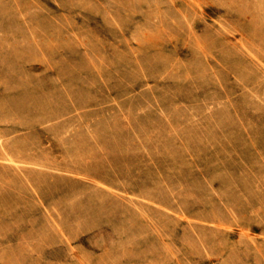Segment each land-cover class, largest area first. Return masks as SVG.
Returning <instances> with one entry per match:
<instances>
[{"label": "rangeland", "instance_id": "374dc122", "mask_svg": "<svg viewBox=\"0 0 264 264\" xmlns=\"http://www.w3.org/2000/svg\"><path fill=\"white\" fill-rule=\"evenodd\" d=\"M0 264H264V0H0Z\"/></svg>", "mask_w": 264, "mask_h": 264}]
</instances>
